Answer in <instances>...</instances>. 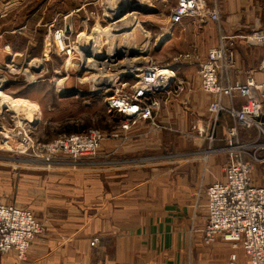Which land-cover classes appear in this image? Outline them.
I'll return each mask as SVG.
<instances>
[{
  "label": "crops",
  "instance_id": "0c3cea01",
  "mask_svg": "<svg viewBox=\"0 0 264 264\" xmlns=\"http://www.w3.org/2000/svg\"><path fill=\"white\" fill-rule=\"evenodd\" d=\"M99 1L0 0V67L10 60L21 65L39 59L36 56L47 50L50 32L54 36L68 26L78 30L79 20L83 23L88 12H96ZM201 1L206 8H218L219 25L207 16L188 17L157 37V43L162 37L163 41L156 53L169 48L171 54L162 66L190 85L155 112L157 121L168 125L169 131L142 121L129 130H119L125 140H104L98 156L104 168L97 161L78 171L60 169V190L47 194L49 201L55 200L56 210L48 213L45 232L31 242L24 261L8 252L0 256V264H227L231 254L234 264H249L241 247L232 248L221 238L209 245L202 242L201 227L207 214L204 194L192 214L196 182L205 186L224 180V154L210 155L205 164L196 156L168 162L160 157L162 151L184 156L194 149L182 136L191 122L188 110L200 123L215 99L201 88L197 61L172 63L173 56L192 52L203 59L209 49L218 46L219 35L236 36L234 66L223 84L264 81V70L258 69L264 47L240 39L246 32L264 29V0ZM12 83L17 81H7ZM243 101L238 92L221 98L225 108H239ZM230 124L223 110L216 136L221 138ZM251 132L241 129L239 133L245 141ZM127 159L133 163L127 165Z\"/></svg>",
  "mask_w": 264,
  "mask_h": 264
},
{
  "label": "built area",
  "instance_id": "2783aa9c",
  "mask_svg": "<svg viewBox=\"0 0 264 264\" xmlns=\"http://www.w3.org/2000/svg\"><path fill=\"white\" fill-rule=\"evenodd\" d=\"M96 15V12H88L82 23L83 28ZM197 16H207L214 22L220 21L216 6L206 8L201 0H175L169 8V27L179 24L185 18ZM70 32L69 26L56 32L54 36L50 32L47 43L50 46L40 59H45L53 52L72 54L75 47L72 43H67ZM250 37L255 40L256 45L264 47V29L252 30ZM236 38L221 34L218 46L209 49L205 58H200L196 53L185 52L174 56L172 63L197 61L201 88L215 95V99L207 106L206 117L200 123L194 113L188 110L191 122L186 137L193 140L197 150L201 149L203 142L212 146L218 141L223 143L221 148L211 147L201 151L204 154L203 161L207 154L218 151L227 152L231 156L223 167L224 180L211 182L205 188L207 214L206 222L201 227L202 241L209 245L221 238L229 242L232 248L241 247L249 264H264V186L251 183L252 165L242 159L249 145L242 144L239 137L241 129H258L264 135V81L257 84H223V78L234 63L233 41ZM33 60L29 59L21 65H16L12 60L5 63L0 67V83L5 81L6 74L22 83L31 84L36 81L38 72H42L43 62L41 64L39 60L35 64ZM258 69L264 70V58ZM134 71H138V74L130 90L110 96L106 101L108 110H116L125 117L120 124L122 130H128L139 120H150L155 125V111L160 108L162 101L179 96L185 87L190 86L187 79L175 78L168 67L151 60ZM161 71L166 74L160 75ZM172 83L174 86L170 88ZM233 92L244 97L243 104L239 108H225L221 98L231 96ZM9 101H12L9 102L10 105L4 108L0 106V118L7 112L12 122L9 126L0 123V151L27 152L35 147L47 155V160L57 159L60 164L72 166L87 164L88 159L95 157L104 138L103 133L97 129H89L82 134L59 135L50 142L33 147L35 142L32 140L31 129L36 109L30 110V103L21 98L12 96ZM13 101H21L25 108L16 111L12 106ZM223 110L227 111L231 124L225 128L222 137L218 138L216 127ZM85 159L87 161H82ZM196 207L197 203L194 204L193 211ZM43 231V226L32 212L0 201V255L11 251L17 260H24L31 242ZM93 241L97 239L94 238ZM234 261L235 255L231 254L227 264H234Z\"/></svg>",
  "mask_w": 264,
  "mask_h": 264
},
{
  "label": "rangeland",
  "instance_id": "374dc122",
  "mask_svg": "<svg viewBox=\"0 0 264 264\" xmlns=\"http://www.w3.org/2000/svg\"><path fill=\"white\" fill-rule=\"evenodd\" d=\"M174 1L101 0L96 6L97 15L95 18L91 19L84 28L82 19L79 20L81 27L69 33L67 43L69 45L72 43L75 47L72 54L53 52V54L47 55L45 59H40L43 55L36 56L39 59L33 61L35 64L39 60L41 64L43 62L42 72H38L37 80L31 84L16 80L15 85L13 83L8 85L5 81L12 78L7 74L4 76L5 81H2L0 85V106L4 108V106L10 105L9 102L11 101L9 99L13 96L26 100L30 103L32 110L36 109L35 121L31 129L32 140L35 142L33 147L37 144L50 142L59 135L82 134L89 129H97L104 136L95 157L88 159V161L87 159L82 160L88 162L82 165H64L60 164L57 159L47 160V155L45 156L35 147L28 149L27 152L0 151V201L32 212L43 226V233L45 232L44 225L48 222V213L52 214L56 210L55 204L52 203L55 200L49 201L47 194L48 192L60 190L58 175L60 169L78 171L80 168L90 167L85 165H93L92 163L97 161H102L98 166L104 168L103 158L98 157L104 140L112 138L126 139L125 135L119 134V130L126 131L120 129V124L125 117L116 110H108L106 101L110 96L130 90L135 82V76L138 74V71L133 69L142 66L147 59L158 65H165L170 61L169 48L164 49L161 53L156 52L159 48L158 44L161 42L157 43V37L169 32L168 13ZM124 17L125 19L122 21L121 19ZM214 23L219 25V22L215 21ZM251 34L252 31L246 32L242 34L240 39L248 45L255 44V40L250 37ZM87 36L92 39L90 40ZM246 36L247 38H245ZM233 42V47H235L236 39ZM49 46L50 44H47V48ZM137 57H145V59L141 58L142 63H140ZM106 58L114 60L108 63ZM133 59L134 61H132ZM135 60H137V63H135ZM92 61H96V68L90 66ZM97 62L106 65L99 66ZM60 80H62V83H60L59 90V84L57 83ZM172 98L168 97L162 102L164 103ZM23 105L18 104V101H14V104H12L16 111L24 109ZM183 105L185 106V103ZM27 111L29 112L28 109ZM4 114V117L0 119V123L9 126L12 123L11 118L7 112ZM142 121L149 123L148 125L151 128L168 129L166 131H169L168 125L160 124L156 117L154 120L155 125L150 120H139L132 124L130 128ZM188 130L183 132L182 136L196 147L193 140L186 137ZM247 130H252V132L247 136L249 139L245 141L242 140L239 133L240 142L249 145L242 159L249 161L252 165L251 183L264 186V135L258 129ZM201 146L200 150L194 148L185 155L182 154L184 156L162 151L160 157L163 156L162 161L167 162L193 156L203 160L204 154L202 155L203 152L201 151L211 147L221 148L223 143H221V146L216 144L212 146L203 142ZM218 152L223 153L225 156L222 163L223 168L225 162L230 161L231 156L227 152ZM214 153L207 154L203 164L208 162L209 156ZM34 154L37 156H34ZM126 161L127 165L133 163L131 159ZM206 186L199 181L194 185L193 201L194 204L197 203V206L200 197H202L200 194L205 195ZM24 260L18 261L22 262Z\"/></svg>",
  "mask_w": 264,
  "mask_h": 264
},
{
  "label": "bare ground",
  "instance_id": "6f19581e",
  "mask_svg": "<svg viewBox=\"0 0 264 264\" xmlns=\"http://www.w3.org/2000/svg\"><path fill=\"white\" fill-rule=\"evenodd\" d=\"M113 12V11H112ZM128 17V16H127ZM125 19V17L124 18H122L121 20L123 21ZM120 20V21H121ZM136 26H137V24H136ZM124 27V26H123ZM128 28V27H127ZM115 33V32H114ZM126 34V33H125ZM133 35V34H132ZM86 36V35H85ZM167 36L168 35H166V38H167ZM81 37V36H80ZM83 38H84V36H82ZM90 40L92 39V38H90L89 36H87ZM98 38V37H97ZM80 39V38H79ZM80 41V40H79ZM163 41V37H162V40H161V42ZM89 42V41H88ZM159 45V44H158ZM79 50V49H78ZM112 55H115V54H112ZM84 58V57H83ZM138 58V57H137ZM145 59V57H139L138 58V61L140 62V63H142V59ZM69 59V58H68ZM107 59V58H106ZM136 59V58H135ZM112 60H114V59H107V62L109 63L110 61H112ZM150 59H147L145 62H143V64L144 63H146V62H148ZM68 61V60H67ZM132 61H134V59L132 60ZM70 63V62H69ZM135 63H137V60H135ZM97 64L99 65V66H105L106 64L105 63H100V62H97ZM101 64V65H100ZM109 65V64H108ZM135 64L133 63V66H134ZM90 66L92 67V68H96L95 66H96V61H92L91 63H90ZM133 70H135V69H133ZM161 74H166V72L165 71H161V73H160V75ZM62 80H60L57 84H59V90H60V83H62L61 82ZM97 84V83H96ZM101 84V83H100ZM0 85H1V83H0ZM99 85V84H98ZM102 85V84H101ZM1 87V86H0ZM94 88V87H93ZM1 89V88H0ZM62 91V90H61ZM62 93V92H61ZM12 102V101H11ZM14 102V101H13ZM18 104H21V105H23L22 104V102L21 101H18ZM23 107L25 108V104L23 105ZM31 109V108H30ZM32 110V109H31ZM32 113H34L33 111H31ZM4 204V203H3ZM6 205H8V204H6Z\"/></svg>",
  "mask_w": 264,
  "mask_h": 264
}]
</instances>
